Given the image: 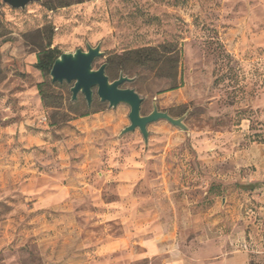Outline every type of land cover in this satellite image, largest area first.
<instances>
[{"label":"rangeland","instance_id":"374dc122","mask_svg":"<svg viewBox=\"0 0 264 264\" xmlns=\"http://www.w3.org/2000/svg\"><path fill=\"white\" fill-rule=\"evenodd\" d=\"M102 1L86 20L85 37L59 50L100 44L93 70L124 51L172 52L157 65L131 64L134 84L122 88L143 100L141 115L156 103L184 117L187 131L159 120L147 128V146L137 130L120 136L127 106L108 108L96 96L90 108L82 95L71 102L72 84H51L35 69L34 55L64 27L40 3L24 11L3 5L0 264H164L230 244L242 232L253 238L257 224L244 216L253 210L248 184L222 156L233 143L264 140V0ZM105 74L118 78L115 70ZM206 132L227 133V152L203 163L194 146ZM163 171L174 181L172 193L158 184ZM121 173L135 177L125 200L114 182ZM228 199L239 203L235 210ZM156 236L162 250L150 256L144 244Z\"/></svg>","mask_w":264,"mask_h":264},{"label":"crops","instance_id":"0c3cea01","mask_svg":"<svg viewBox=\"0 0 264 264\" xmlns=\"http://www.w3.org/2000/svg\"><path fill=\"white\" fill-rule=\"evenodd\" d=\"M102 2V0H95L80 5L70 6L69 8L59 10V13L50 12V17L54 19V25L58 23L64 27L59 34L57 33L59 28L56 29V35H54V44H52V47L58 48L62 42L72 40L79 41V39H83L85 37L83 35L87 34L86 20L88 21V17L94 10L95 6H101ZM219 35L220 39H224L226 36L222 29L220 30ZM2 50H4V48ZM33 63L36 64V55L33 57ZM262 129L264 139V124ZM226 135L227 133L220 132L216 136H211L210 132H206L203 140L197 142L194 146L198 158L201 159L203 163L212 162L214 159H217L214 157V155H217V152H227L223 142L227 137ZM232 146V151L222 157H227L232 163H234L236 171L238 170L240 177H242V182L248 184L250 190L249 195H251L250 199L248 195V200H253L254 202L251 203L253 210L246 211L244 216L248 219L254 220L256 224L260 225L261 230H258V225L251 228L253 236V238L251 237V241L250 238L248 239V237L242 232L236 240H233L230 244L226 242L222 243L220 246L207 247L203 251L196 253V257L191 259H174L168 257L163 260L164 264H264V140L260 143L253 142L241 147H239L238 144L233 143ZM166 152L167 151L164 150L159 156L164 157ZM134 178L135 177L132 174L127 175L121 173L114 181L117 185L116 193L120 195L119 199L125 200L127 198L132 191ZM157 181L158 184L162 185V190L164 192H173L172 184L174 181L165 175V171L162 172V175L157 176ZM96 193L99 194L100 191L96 190ZM228 200L235 204L233 199ZM173 202L176 204V200H173ZM238 204L239 203L235 204L232 208L230 205H228V207L235 210ZM102 205L105 206L104 211H109V206L106 207L105 204ZM122 210L127 211V209ZM172 211L177 212L187 210L174 206ZM188 211L191 210L188 209ZM250 213H253L255 218H249ZM188 228L190 231L191 226ZM250 242L252 246L249 249L247 246ZM158 243L159 236L145 242L144 247L148 255L152 256L160 253L162 248ZM217 252L220 254L214 256Z\"/></svg>","mask_w":264,"mask_h":264},{"label":"water","instance_id":"95a60500","mask_svg":"<svg viewBox=\"0 0 264 264\" xmlns=\"http://www.w3.org/2000/svg\"><path fill=\"white\" fill-rule=\"evenodd\" d=\"M41 3V0H0V10L3 5L13 10L24 11L29 4ZM86 49H76L72 53H62L53 63L49 77L52 84H72L70 88L71 102H76L78 95H82L87 108L91 107L94 96L100 103H106L108 108H116L118 105H125L129 108V125L125 127L120 136L133 133L136 130L140 133L145 146L148 145V126L159 120H165L173 127L181 131H187L184 125V117L173 118L166 112H160L156 103L152 104V111L148 115H141V104L143 100L133 89H124V84L134 81L120 74L112 82L105 74L106 64L93 70L96 60L103 57L100 44L95 47L86 44Z\"/></svg>","mask_w":264,"mask_h":264},{"label":"trees","instance_id":"16d2710c","mask_svg":"<svg viewBox=\"0 0 264 264\" xmlns=\"http://www.w3.org/2000/svg\"><path fill=\"white\" fill-rule=\"evenodd\" d=\"M91 1L95 0H58L56 4H53L50 0H41L40 5L46 10V12L50 13ZM62 53L63 52L57 47H52V43L49 42L41 52L37 53L35 69L41 72L44 76H49L54 61ZM165 54L171 55L172 52L160 51L159 48L154 47L124 51L120 55H112L108 57L105 63V72L115 70L117 71L118 76L123 74L129 78H134V76H132L133 69L130 67L131 64L138 66L139 68H145L149 63L157 65L162 61ZM175 62H177V60H175ZM129 84H134V81ZM43 85L44 84H40L37 86L40 94H42Z\"/></svg>","mask_w":264,"mask_h":264},{"label":"built area","instance_id":"2783aa9c","mask_svg":"<svg viewBox=\"0 0 264 264\" xmlns=\"http://www.w3.org/2000/svg\"><path fill=\"white\" fill-rule=\"evenodd\" d=\"M249 218H255V215H254L253 213H250V214H249ZM257 225H258V224H257ZM258 230H261V229H260V225H258ZM250 241H251V239H250ZM251 246H252V245H251V242H250V243L248 244L247 248L250 249Z\"/></svg>","mask_w":264,"mask_h":264}]
</instances>
